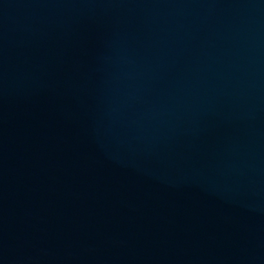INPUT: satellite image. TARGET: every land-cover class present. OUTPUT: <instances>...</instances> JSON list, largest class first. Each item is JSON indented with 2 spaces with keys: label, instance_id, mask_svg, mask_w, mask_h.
<instances>
[{
  "label": "water",
  "instance_id": "1",
  "mask_svg": "<svg viewBox=\"0 0 264 264\" xmlns=\"http://www.w3.org/2000/svg\"><path fill=\"white\" fill-rule=\"evenodd\" d=\"M0 264H264V0H0Z\"/></svg>",
  "mask_w": 264,
  "mask_h": 264
}]
</instances>
